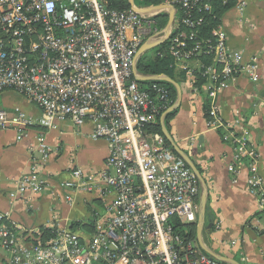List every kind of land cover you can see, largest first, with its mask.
I'll list each match as a JSON object with an SVG mask.
<instances>
[{
	"label": "built area",
	"instance_id": "2783aa9c",
	"mask_svg": "<svg viewBox=\"0 0 264 264\" xmlns=\"http://www.w3.org/2000/svg\"><path fill=\"white\" fill-rule=\"evenodd\" d=\"M126 1L127 9L116 10L107 0H0V93L12 91L42 113L35 122L18 110H0V131L13 130L17 142L27 138L29 126L41 129L28 145L27 170L8 196L17 201L49 192L69 207L77 196H88L101 209L92 207L77 228H46L50 236L0 213V264H226L174 231L175 222H197L200 187L164 138L150 133L173 103L164 86L152 81L144 88L134 77L144 55L136 59L137 53L148 42L164 39L153 58L180 64L188 88L204 89L208 126L224 129L222 140L232 149L227 171L245 169L248 192L264 208V181L245 119L235 109L225 122L217 105L236 77L259 82L258 61L245 62L240 50H230L221 25L209 37L198 33L213 2L232 0H163L159 5L174 9L167 35L157 17L169 10L144 13ZM245 7L239 1L237 12ZM197 75L204 81L200 88ZM63 122L78 128L90 123V139L104 141L108 155L99 169L69 167L54 177L53 188L45 173L53 154L46 134Z\"/></svg>",
	"mask_w": 264,
	"mask_h": 264
},
{
	"label": "crops",
	"instance_id": "0c3cea01",
	"mask_svg": "<svg viewBox=\"0 0 264 264\" xmlns=\"http://www.w3.org/2000/svg\"><path fill=\"white\" fill-rule=\"evenodd\" d=\"M239 1L233 0L231 8L221 16L220 25L226 32L230 50H240L245 62L258 61L260 80L253 84L243 76L236 77L229 88L219 94L217 105L225 122L232 121L235 109L241 112L257 151V166L264 181V0H242L246 2L242 15L236 9ZM174 80L179 83L182 96L169 121V133L194 163L204 182L199 181L198 215L202 195L207 192L201 225L202 244L213 254L211 258L222 263L264 264V208L259 207L255 196L248 192L247 171L243 169L237 175L227 171L232 149L222 140L224 129L208 126L204 89L196 93L188 88L180 64L174 67ZM21 97L12 91L1 92L0 110L9 113L18 110L36 122L42 116L40 109ZM164 119L165 116L163 122ZM40 130L36 124L29 126L27 138L18 142L13 130L0 131V213L7 214L8 220L22 229L42 231L57 223L59 227L77 228L80 224L72 225L89 220L88 209L96 205L91 197L77 196L74 206L69 207L51 197L49 192L17 201L8 196L15 187V180L27 170L31 160L28 145ZM91 131L90 123L78 128L63 122L57 124L56 130L47 132L53 154L45 173L53 188L54 177L69 167L95 170L102 166L108 155L107 144L90 139ZM198 225L197 217V222L190 225L195 227L197 244ZM232 242H235L234 248L229 246ZM220 257L226 261L218 259Z\"/></svg>",
	"mask_w": 264,
	"mask_h": 264
},
{
	"label": "trees",
	"instance_id": "16d2710c",
	"mask_svg": "<svg viewBox=\"0 0 264 264\" xmlns=\"http://www.w3.org/2000/svg\"><path fill=\"white\" fill-rule=\"evenodd\" d=\"M107 1L110 4V7L113 9L125 10L128 8V3L126 0H107ZM140 1H141V4H145V5H159L163 2V0H140ZM137 3H139V2H137ZM232 5H233V0L230 1L227 5H222L219 1L213 2L212 11H211L210 15L205 16L204 23L198 28L199 36L203 37V38L209 37L211 35L212 31L216 27H218V25H220L221 16L224 14L225 11L230 9ZM157 20L159 21L161 27L165 26L166 22H164V24H162L161 15H159L157 17ZM180 31H183V30L181 29ZM201 61L205 65L211 64L210 57L203 56V57H201ZM137 70H138V73L141 75H161L162 74V75H166V76H168L174 80L173 61L168 57L163 58V59L155 58L154 64L151 65L150 67L143 66L140 62L137 65ZM195 81H196L195 87H198V88H200L202 83H204V81L198 75L196 76ZM145 83L149 84V82H140L139 84L142 85ZM158 84L164 86L169 91L170 99H171L172 103H174L176 100V92H175L174 88L167 83L158 82ZM207 104H208L207 101H205L204 110L206 111V115H208L207 114V112H208V105ZM174 113L175 112H171V113H168L165 115L164 124H165V127L168 131H169V121L173 118ZM150 133L163 137L160 123H158L156 126L152 127V129L150 130ZM165 144L167 146H169V144L167 143L166 140H165ZM88 210L90 211V209H88ZM78 224L79 223H74L72 226L75 227ZM174 226H175V228H174L175 233L180 234L184 239H186V240H191L192 238L196 239L194 226L190 227V225H180L176 222L174 223ZM42 231L46 236H50L48 231H46V230H42Z\"/></svg>",
	"mask_w": 264,
	"mask_h": 264
},
{
	"label": "water",
	"instance_id": "95a60500",
	"mask_svg": "<svg viewBox=\"0 0 264 264\" xmlns=\"http://www.w3.org/2000/svg\"><path fill=\"white\" fill-rule=\"evenodd\" d=\"M129 4H132V0H129ZM164 10H169V18H168V22L166 24L165 27V35H167L169 28L171 27L172 23H173V19H174V9L168 5H157L154 7H149L146 8L144 13H161ZM164 42V39L162 41L159 42H155V43H144L136 56V59H138L139 57H141L143 54H145L146 52L150 51L151 49H153L154 47L161 45ZM133 74L135 79L138 82H152V81H156V82H161V83H167L169 85H171L175 92H176V100L175 102L167 109V111L165 112V115L168 113H171L173 111H175L181 102V96H182V92H181V87L180 85L175 82L173 79H171L170 77L166 76V75H148V76H141L138 73L137 70V66L135 65L133 67ZM164 115V116H165ZM161 125V129H162V134L164 139L167 141V143L169 144L170 149L172 150L173 153H175L179 158H181L185 164L191 169V171L195 174V176L197 177L198 181H200L201 183H204L201 175L198 171V169L196 168V166L194 165V163L191 161V159L176 145V143L174 142L172 136L170 135L169 131L166 129V127L164 126V122L163 119L160 122ZM204 185V184H203ZM206 196H207V192L206 190L204 191L203 195H202V199H201V211H200V215H198V227H197V239H198V244L200 246V248L202 249V251L204 253H206L208 256L213 257V254L208 251L202 244L201 241V225H202V218L204 216L205 213V202H206ZM199 214V213H198ZM221 261H226V259L224 258H218Z\"/></svg>",
	"mask_w": 264,
	"mask_h": 264
},
{
	"label": "rangeland",
	"instance_id": "374dc122",
	"mask_svg": "<svg viewBox=\"0 0 264 264\" xmlns=\"http://www.w3.org/2000/svg\"><path fill=\"white\" fill-rule=\"evenodd\" d=\"M132 1H134V3H135V5L137 6V7H141V8H147L148 6H150V5H145V4H141V1L140 0H132ZM137 2H139V3H137ZM161 15V21H162V24H164V22H166V24H167V22H168V18H169V15L168 14H160ZM165 24V25H166ZM155 48L154 49H151L150 51H148V52H146L143 56H142V58L140 59V61H141V64L143 65V66H148V67H150L151 65H153L154 64V59L155 58H153V55H154V53H155ZM141 75V74H140ZM141 76H143V75H141ZM140 85V84H139ZM148 85L149 84H142V85H140L141 87H144V88H146V87H148ZM21 98H23V97H21ZM40 117H42V116H40ZM94 208H97V210H99V211H101V209L100 208H98V205L96 204L95 206H94ZM88 217H90V215H88ZM186 237V236H185ZM187 238V237H186ZM195 241L196 239H194V238H192L191 239V241Z\"/></svg>",
	"mask_w": 264,
	"mask_h": 264
}]
</instances>
